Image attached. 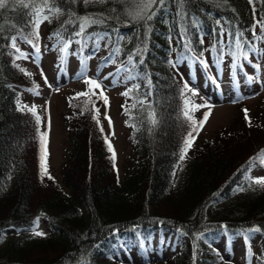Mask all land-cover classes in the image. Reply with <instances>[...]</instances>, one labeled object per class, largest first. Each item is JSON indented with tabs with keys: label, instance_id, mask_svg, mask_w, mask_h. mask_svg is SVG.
I'll use <instances>...</instances> for the list:
<instances>
[{
	"label": "trees",
	"instance_id": "obj_1",
	"mask_svg": "<svg viewBox=\"0 0 264 264\" xmlns=\"http://www.w3.org/2000/svg\"><path fill=\"white\" fill-rule=\"evenodd\" d=\"M58 6L65 15L53 18L43 33L41 24L38 40L29 18L23 16L27 10L9 9L0 20L4 24L0 33V237L16 231L0 247V264H128L124 260L132 258V251L143 254L147 247L171 252L162 264H233L221 244L227 238L237 242L244 234L259 248L254 264H264V231H247L258 225L264 228V187L245 180L260 164L256 161L248 171L250 158L264 149V103L257 110L240 103L235 119L239 130L229 124L212 140L193 151L189 148L187 153L193 154L188 167L179 186L170 191L183 161L185 141L189 133L195 137L200 118L191 111L192 89L185 88L178 66L198 61L210 77L203 62L221 65L229 60L230 65L252 67L251 76L258 74L254 59L264 58V39L256 36H264V31L257 21L264 18V2H256L254 15L248 0H164L143 12L142 19L133 18L143 7L133 0L88 5L58 0ZM69 8L77 16L91 15L104 22L76 36L79 21L68 15ZM70 19L74 23H65ZM21 30L31 43L21 38ZM58 31L60 37L54 35ZM237 33H243L241 49L236 47ZM12 36L17 37L20 52L10 47ZM99 36L104 38L97 48ZM62 41H71L69 49L76 55L115 60V70L136 77L125 88L132 91L122 106L135 151L123 176L109 150L104 122L108 103L92 87L73 91L68 98L70 110L64 119L71 149L63 163L62 181L47 166V155V175L41 174L44 115L40 109L33 114L31 107L21 105L24 93L41 88L40 76L23 66L21 53L45 45L60 61L65 54ZM116 48L121 50L119 55ZM130 55L135 67L128 63ZM78 93L88 95L77 97ZM185 100L192 102L187 105L192 120L184 115ZM222 132L227 138H221ZM48 146L46 140V153ZM237 187L244 191L229 203ZM38 217L39 225L47 228L46 237L32 232Z\"/></svg>",
	"mask_w": 264,
	"mask_h": 264
},
{
	"label": "rangeland",
	"instance_id": "obj_2",
	"mask_svg": "<svg viewBox=\"0 0 264 264\" xmlns=\"http://www.w3.org/2000/svg\"><path fill=\"white\" fill-rule=\"evenodd\" d=\"M48 25L49 23L45 21L41 27V32H44ZM210 53L211 50L209 49L206 55ZM26 57L23 59V62L29 71L40 76L41 88L38 95L36 93H24L21 105L24 107L35 106L44 115V133L47 134L46 140L49 144L47 166L52 167V174L59 182L62 181L63 163L67 155L66 153L71 149L69 124L64 119V115L70 110L68 105L69 95L78 89L92 87L85 83L87 78H91L101 84L104 95H106L110 102L105 112L104 122L108 129L109 144H111L115 152L114 161L118 167L119 174L123 176L125 170L128 168L127 166L130 165L135 156L133 140L131 138V127L126 121V115L122 110V106L126 102V96L122 95V93L125 92V88L131 80H126L122 73L118 76L117 73L113 72L115 64L111 62H104L102 64L96 56H92L82 69L79 67L80 64L77 57L73 54H69L66 57L65 64L63 65L64 68H62L57 61L58 56L54 52L46 51L45 47L40 56L28 55ZM254 61L260 67L258 68V74L253 75L251 81L244 78H233V71L229 60L219 70L209 63L208 68L214 78L213 84L204 81L205 78L198 64H195L193 72H191L190 66L186 64L178 66V74L182 82L188 83L191 86L192 90L189 95L192 98L193 104L211 106V115L208 121L202 128H196L198 131H195V138L190 151L198 148L206 140H212L215 136L220 135L221 130L224 132V126L230 124L232 125L231 129L234 131L239 130L241 126L238 125L235 119L240 114V102L247 103L250 110L261 108L264 103V99L262 100L264 97V58L256 56ZM247 68L249 71H254L249 65H247ZM109 73L113 75L110 76ZM105 77L108 78L105 79ZM45 78H47V83L45 82ZM97 90L101 91V89ZM193 92L196 95H193ZM207 111H209L207 107H201L196 111L198 116L200 115L199 121L203 119L204 113ZM252 115L254 116V121L257 120L254 112H252ZM109 118L111 119V125L109 124ZM223 132L221 138H227ZM110 153L113 155L112 151ZM192 154L193 152H188L175 171L173 184L170 188L171 192L179 186ZM252 176L256 178L264 177V167L260 164L254 168ZM242 192L236 190L232 195V200L227 199L228 202L235 201ZM37 230L46 233V236H48L47 228L44 225H39ZM15 235V230H10L3 234V242H0V247L4 246ZM221 245L223 254L233 261L232 263L249 264L250 261L253 264L255 251H252L251 255H249L245 252L240 241L225 244L222 242ZM148 251V247L145 254H137L135 253L136 250H134L132 251V258H125L124 261H129L127 262L128 264H144L145 262V264H149V260L157 261L161 259L160 264H162L166 262L164 258L171 255V252L166 251ZM256 253H259V248H256Z\"/></svg>",
	"mask_w": 264,
	"mask_h": 264
},
{
	"label": "snow or ice",
	"instance_id": "obj_3",
	"mask_svg": "<svg viewBox=\"0 0 264 264\" xmlns=\"http://www.w3.org/2000/svg\"><path fill=\"white\" fill-rule=\"evenodd\" d=\"M112 2V0H66V3L68 5H75V4H84V5H88V4H93V3H98V4H106V3H110ZM117 2H119V0H117ZM125 2H128V0H125ZM133 2L138 3L139 5H142L143 7L139 10L136 11L133 18L134 19H142L144 18V16L142 15L143 12H146L147 10L151 9V7L156 4L157 2H159L160 4L164 3V0H133ZM255 2L256 0H249V4L253 5V14L255 15L256 9H255ZM261 2H264V0H261ZM17 8L19 9H24L27 10L23 13L24 17L29 18L27 23H30L34 29L33 31V35H35V37L37 38V40L39 39L40 36V25L43 24L45 21H47L48 23H52L53 18H59L63 15H65V9L58 6V0H0V20L3 19L4 16V11H7L9 9H11L12 11H16ZM47 10V12L45 11ZM68 15L71 17H76V20L79 21V30L75 32L76 36H82L84 35V33L86 32V30L91 27L94 24H100L103 23V20L100 19H96L91 15H84V16H77L76 12L71 10V8H69L68 10ZM113 11H115V9H113ZM129 15H133L132 12L128 13ZM153 15H155V13L153 12L151 15H147L146 19L147 20H151L153 18ZM65 23H74V21H72L71 19L68 21H65ZM217 23H219V21H217ZM257 24L261 27V30L264 31V18H262L261 20L257 21ZM16 24H13L12 27H16ZM4 31V24L0 23V33H3ZM19 35L21 36L22 39H24L25 41H27L28 43H31V40H29L28 36H24L23 32L21 30V32L19 33ZM54 35H56L57 37L61 36V33L58 31L56 33H54ZM254 36H256L255 32L253 33ZM243 36V33H237L236 34V47L237 49H241L243 47L240 37ZM90 38V37H89ZM104 37L103 36H99L97 37V48L99 47V41L102 40ZM257 39H264V36H256ZM16 36H12L10 37L11 40V44L10 47L15 49L17 52H20V49L17 46L16 43ZM121 39H123V37H121ZM63 43V47L61 48V51L64 52L65 54H67L69 46L71 41H62ZM76 43H80V41H76ZM85 46H86V41H85ZM35 47V52L37 54H39L40 52V47L38 44L34 45ZM116 55L120 54V49L116 48L115 50ZM252 51H256L255 48L252 49ZM136 54H139V50ZM244 57L245 60H248V53L247 52H243L241 53ZM234 59H238V57L236 56V53H232ZM21 56H23L24 58H27L23 53H21ZM91 57H88V59H90ZM106 59H110V58H106ZM112 63H115V60L111 61ZM82 63H84L82 61ZM128 63L132 64L133 67H135V63L133 60V56L130 55L128 57ZM140 64L144 63V60L141 59L139 61ZM205 64V67H207V63L203 62ZM249 63H251V61H249ZM236 67V64L233 63L232 64V68L234 69ZM255 67L259 68V65H255ZM125 71H127V69H124ZM121 70L118 69L117 70V74H119ZM109 75H113L112 73H109ZM108 77H105V79H107ZM136 77L133 75H128L125 77L126 80H131V79H135ZM249 80L251 81L252 78L249 77ZM45 82L47 83V78H45ZM85 83L92 86L95 89H101L100 91V95L101 97L104 99L105 104L108 103V99L106 97V95H104L103 89L101 84L95 80V79H91V78H87L85 80ZM150 83V81H149ZM136 88L139 87V85L135 86ZM187 84H185V88H187ZM132 89H128L126 92L122 93V95L128 96L131 93ZM37 95L39 94L38 92L36 93ZM88 93H78L77 97L79 96H87ZM193 95H196L195 92H193ZM141 104L144 103V101H140ZM192 102L190 100H185V105H186V110L184 115L192 120L193 118L189 115V111L187 110V105L191 104ZM136 105L134 104L133 107H135ZM201 107H207L209 108V111L204 113L203 119L201 121H199V126L200 128L203 127V125L208 121L210 115H211V106L209 105H196V104H192L191 107V111L195 112L197 111L199 108ZM31 112H33V114H35L36 112V108L35 106H32L29 109ZM99 110L97 109V112ZM245 113V119L248 122L249 127H251V120L248 116V109H244L243 110ZM151 117H152V123L153 125H155L157 123V120L155 119V113H151ZM96 118V117H94ZM37 122H40V118L39 116H37ZM197 122L195 120H193V124L195 125ZM109 124L111 125V119L109 118ZM101 131H103V129L101 128ZM194 131H198V129L194 128ZM46 133L41 134V144H42V155H41V174L43 175H47V167H46V151L44 149V144L46 143ZM195 137L192 136L191 133H189V139L185 141V148L183 153L180 156L181 160H184L187 154L188 149L191 147L192 142L194 140ZM109 150L113 152V160H115V152L114 149H112L111 144H109ZM259 161L261 165H264V149H262L255 157L250 158L249 163H248V171L251 170L252 167H255L256 164L255 162ZM245 180H248L250 182V184H256L259 185L261 187H264V177H259L256 179H252L249 175L245 176ZM237 191H244L243 188H238ZM39 226V217L36 220V227H34L32 229V232L35 236L38 237H44L46 236V233L37 230ZM248 233H259L264 231V228H262L261 226H255L254 228H250L247 230ZM250 238V237H246ZM0 242H3V237H0ZM249 255H251V248H249ZM249 264H251V262L249 261Z\"/></svg>",
	"mask_w": 264,
	"mask_h": 264
}]
</instances>
